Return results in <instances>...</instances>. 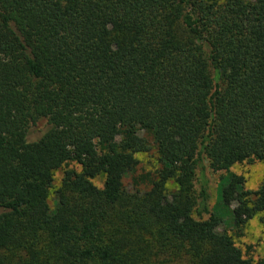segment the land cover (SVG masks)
I'll list each match as a JSON object with an SVG mask.
<instances>
[{
	"label": "trees",
	"instance_id": "obj_1",
	"mask_svg": "<svg viewBox=\"0 0 264 264\" xmlns=\"http://www.w3.org/2000/svg\"><path fill=\"white\" fill-rule=\"evenodd\" d=\"M254 161L264 0H0V264H264L234 242L264 214L231 170Z\"/></svg>",
	"mask_w": 264,
	"mask_h": 264
},
{
	"label": "rangeland",
	"instance_id": "obj_2",
	"mask_svg": "<svg viewBox=\"0 0 264 264\" xmlns=\"http://www.w3.org/2000/svg\"><path fill=\"white\" fill-rule=\"evenodd\" d=\"M45 119H40L35 125L30 126L28 131L29 139H35L43 131ZM138 164L132 173L127 174L123 179L125 188L131 192L135 190H145L148 188L147 182H141L143 175L150 174L154 177L155 170L159 167L157 162V153L152 148L147 153L136 154ZM231 170L237 174H241L245 178V187L248 189H256L264 179V161H254L252 163L243 162L234 164ZM220 173L207 171L208 192L210 194L209 205H212L216 199V190L218 177ZM60 173L55 174L54 187L57 186ZM97 186L101 185V180H94ZM168 190L177 189L176 183L170 181L167 183ZM49 204L53 205V190L49 197ZM234 242L238 246L246 258L252 259L254 262L264 259V214H257L250 219L244 229L241 237H234Z\"/></svg>",
	"mask_w": 264,
	"mask_h": 264
}]
</instances>
